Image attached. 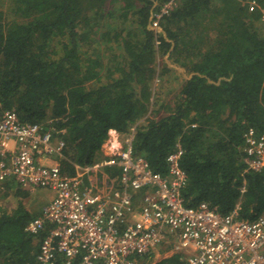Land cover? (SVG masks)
Instances as JSON below:
<instances>
[{"label":"trees","instance_id":"1","mask_svg":"<svg viewBox=\"0 0 264 264\" xmlns=\"http://www.w3.org/2000/svg\"><path fill=\"white\" fill-rule=\"evenodd\" d=\"M250 1L178 0L156 27L165 0H0V112L52 121L68 175L96 162L112 130L124 142L135 129L134 151L155 171L180 144L187 203L222 214L239 204L255 220L264 175L247 171L245 134H264V0ZM119 174L103 168V186L120 187ZM22 189L12 179L0 196ZM31 219L21 202L0 207V264H41L48 230L28 234Z\"/></svg>","mask_w":264,"mask_h":264},{"label":"built area","instance_id":"2","mask_svg":"<svg viewBox=\"0 0 264 264\" xmlns=\"http://www.w3.org/2000/svg\"><path fill=\"white\" fill-rule=\"evenodd\" d=\"M177 1L165 0L155 15L156 27ZM236 1L257 6L256 1ZM51 123H24L15 110L0 112V184L13 179L25 189L55 193L25 228L36 236L48 230L38 255L41 264H56L60 257L65 264H136L137 257L170 243L182 264H264V216L244 219L239 204L222 214L205 201L187 203L180 144L166 158L164 170L155 171L134 151L135 129L124 142L110 131L107 142L114 138L116 146L110 143L113 149L105 159L77 166V173L68 175L58 162L66 144ZM245 142L247 171L264 175V134L251 128ZM106 167L119 168L120 187L114 180L109 189L103 186Z\"/></svg>","mask_w":264,"mask_h":264},{"label":"rangeland","instance_id":"3","mask_svg":"<svg viewBox=\"0 0 264 264\" xmlns=\"http://www.w3.org/2000/svg\"><path fill=\"white\" fill-rule=\"evenodd\" d=\"M163 60V59H161ZM178 93V90H176L174 92V95H169L167 97V101H173V98L174 96ZM162 115V114H161ZM159 115V117L161 116ZM119 140L121 141V138L119 137ZM105 159V157H100L99 159L97 158L96 162L95 163H98L100 161H103ZM22 191L24 192L25 190L22 189ZM4 192H2L3 194ZM7 193V192H6ZM31 193V192H29ZM8 194V193H7ZM34 195H32V193L27 197V198H24L22 195H20V197H15V193L14 192H11L10 194H8V198L5 199L3 198V196H0V207L2 208H6L9 212L13 213L18 205L19 202H22L24 205H25V208L29 209L31 213H34L35 211V207H34V204L35 203H38V201H41V196H45V199L47 197L51 198L50 196L52 195L50 193L49 190H43V189H39V190H36V192H33ZM39 194V195H38ZM41 207V206H38V208ZM160 248L161 251H164V252H167L169 254H171L170 257L174 256V252L172 251V246H171V243L169 245H162L160 247H158V249ZM166 256V254H163L162 257ZM144 257V256H143ZM161 257V258H162ZM147 260L149 259H152V257H145ZM160 258H154L153 257V263H160L158 262ZM145 262V261H143Z\"/></svg>","mask_w":264,"mask_h":264},{"label":"crops","instance_id":"4","mask_svg":"<svg viewBox=\"0 0 264 264\" xmlns=\"http://www.w3.org/2000/svg\"><path fill=\"white\" fill-rule=\"evenodd\" d=\"M113 131V130H112ZM114 132V131H113ZM110 143H112L113 144V146H116V142H115V139L114 138H112L111 140H110ZM110 143L109 142H106L105 144H104V146H103V148H102V151L98 154V159L100 158V157H105L107 154H108V150H109V145H110ZM111 147V146H110ZM113 148L111 147L110 148V150H112ZM109 150V151H110ZM56 160H58V159H56ZM76 173H77V171H76ZM12 180V179H11ZM113 180L115 181V186H117V183H116V177H113ZM117 180H119L118 179V177H117ZM120 182V181H119ZM15 183H17L16 181H15ZM18 184V183H17ZM19 185V184H18ZM23 188V187H22ZM24 190H27L28 192H31L32 193V195H34L33 194V192H36V190H39V189H41V188H29V189H25V188H23ZM43 190H45V189H43ZM11 192H8V194H10ZM31 193H29V195L31 194ZM50 193L52 194L50 197L51 198H49V197H47L46 199H45V196H41V195H39L40 197H41V201H38V203H35L34 204V209H35V211H34V213H31L30 212V210L29 209H27L26 208V210H27V212L31 215V218L33 219V218H36V217H39V216H41V214L43 213V211H44V209L52 202V200L55 198V193H53L52 191H50ZM7 199V198H6ZM22 203V202H21ZM23 204V203H22ZM24 205V204H23ZM18 206V205H17ZM25 206V205H24ZM38 206H41V207H39L38 208ZM17 208V207H16ZM31 219V220H32ZM27 226V225H26ZM163 254H166V256H164V257H162V255ZM171 256V254H169V253H167V252H164V251H161L160 250V248L158 249V248H156L154 251H152L151 253H149V254H147L146 256H144V257H152V259H153V257L154 258H160L159 259V261L158 262H164L165 264H179V263H177V261L174 259V257H170ZM162 257V258H161ZM176 258H177V256H176ZM152 259H149V260H147L146 258H144V261H149V264H156V263H153V260ZM160 263H158V264H160Z\"/></svg>","mask_w":264,"mask_h":264},{"label":"clouds","instance_id":"5","mask_svg":"<svg viewBox=\"0 0 264 264\" xmlns=\"http://www.w3.org/2000/svg\"><path fill=\"white\" fill-rule=\"evenodd\" d=\"M146 256V255H145ZM145 257H143V259H144Z\"/></svg>","mask_w":264,"mask_h":264}]
</instances>
